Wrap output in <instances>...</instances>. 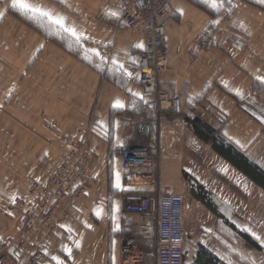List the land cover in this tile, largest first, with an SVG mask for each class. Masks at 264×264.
Masks as SVG:
<instances>
[{"label":"crops","instance_id":"0c3cea01","mask_svg":"<svg viewBox=\"0 0 264 264\" xmlns=\"http://www.w3.org/2000/svg\"><path fill=\"white\" fill-rule=\"evenodd\" d=\"M215 1L166 0L170 11L158 18L166 25L169 55V68L160 74L159 86L183 102L182 114L174 115L145 107L147 97L138 82V59L145 39L138 27L123 26L121 13L128 0H22L50 13L51 19L39 13L25 14L12 7V0H0V238L11 227L7 203L23 195L31 181H41L49 174L73 141L83 142L90 153L87 164L92 184L71 202L58 229L42 239L40 264H55L52 256L65 264H156L155 225L139 231L137 216L120 212L119 195L182 191L190 157L186 127L193 119L218 128L264 171V138L259 134L264 108H259L260 114L252 112L257 107L251 86L257 71L250 65L255 66L258 54L256 17L241 13L254 14L256 9L247 1L258 0H234L232 39L221 41L215 35L212 44L198 45L217 17H210L196 4L207 7ZM108 11L119 15H106ZM59 36L77 43L84 53L104 54L105 61L112 62L113 53H118L121 61L117 65L132 75H126L122 84L105 78ZM139 42L143 48L134 47ZM242 70L251 74L252 81L241 82L246 77ZM239 98L253 104L242 107ZM116 100L124 107H115ZM123 121L128 123L126 131ZM144 121L151 124L147 142L158 166V179L152 184H133L122 167L120 148L125 134L140 130ZM241 175L248 196L254 188L263 191ZM251 214L249 209L250 220ZM245 224L241 227L250 228ZM126 236L136 237L143 256L122 251L120 242ZM65 245L72 248L70 257L62 252Z\"/></svg>","mask_w":264,"mask_h":264},{"label":"rangeland","instance_id":"374dc122","mask_svg":"<svg viewBox=\"0 0 264 264\" xmlns=\"http://www.w3.org/2000/svg\"><path fill=\"white\" fill-rule=\"evenodd\" d=\"M233 2L234 0H218L214 2L216 4L213 3L207 7L196 4L198 8L210 15V17H217L215 19L216 22L209 24L204 30L198 40V45L207 46L212 44L215 35L221 41H223V38L227 40L232 39L234 28L230 22V18L234 9ZM247 3L253 6L256 12L254 14L252 12L251 14L247 12L241 13L244 17H256L254 22L257 30L256 45L258 50L256 63H253L255 66L250 65L256 68L257 76L264 78V4L257 2L253 3V5L248 1ZM125 5L121 13V17L123 18L132 13L130 9L133 7L130 2ZM167 11H170V7L165 12ZM158 18L157 22L161 23ZM164 26L166 29L165 24ZM138 29H140L146 42L143 31L139 27ZM131 34L132 32L129 30L128 37ZM59 37L67 48L74 51L82 59L89 61L105 78L118 84H122L126 79L125 73L119 67L113 65L109 60H104V54L84 53L77 43L63 36ZM118 56L119 54L114 52L112 60L115 59L117 62H120L121 59ZM101 57H103V61ZM110 57L111 54H108L107 58ZM133 67L134 64H132ZM168 68L169 55L168 66L162 69L160 74ZM241 72L242 75L245 74L247 77L241 80L242 83L252 81L251 74L247 70H242ZM160 74L156 76V87L162 89L159 86ZM251 84L252 89L255 91V106L257 105L256 109H253L252 112L260 114L259 108H264V84L256 78H254V82H251ZM163 90L168 92L165 89ZM252 100L253 98H251ZM238 102L242 107L253 104V102H246V100H241L240 98ZM201 121L199 118L193 119L188 122V126L186 127V144L190 148L188 150L190 157H188L186 171L184 170V185L182 191L179 192L184 197L186 203L183 264H196V259L202 249L207 250L211 254V264H264V244L261 243V240H264V190L261 187L263 191L255 190L254 188L251 197L247 195V186L243 182L241 173L228 161L219 156L212 148V141L207 139L208 135H211V132L221 135L219 129L207 126V124ZM124 131L126 130L124 129ZM259 134L264 138V125L260 128ZM78 142L80 141H76L75 145L81 144V146L76 151L73 149L66 152L59 164L39 181L43 185H33V189L44 193L48 197V202L45 204V209H49L46 215L49 218L47 224H42L39 219L43 215L40 211H34L28 220V224H25V213L23 211L26 206L24 205V200L31 191L30 188L32 187L30 185L33 181L37 180L31 181L23 195H16L5 206L6 215L11 222V227L0 238V241L8 239V241L10 240L16 244L9 245L6 251L3 249V254H0V256L4 257V260L0 264H23V255H20V251H23L24 246L29 251L32 245L31 242H39V247L44 257L41 236L44 234L45 237L52 235L53 233L47 231L50 223L53 220L62 221L66 218L69 214L68 208L71 202L82 195V193H79V190H76L72 195L52 204V200L58 195L61 187L63 185L69 186V176L77 173L75 171L76 158L79 154H81L80 158H82L84 150H86L85 144ZM80 168L82 169L81 175L87 176L89 179L88 164L84 163ZM91 184V179L86 181L84 185L85 189L89 188ZM249 209L252 212L251 220L248 217ZM249 221L251 222L249 223ZM244 223L250 226V228L241 227ZM245 229H248V231H245ZM252 233H255L261 240L255 239ZM243 234L251 236L252 239L257 241L260 248L258 249L251 246L252 244H248L242 238Z\"/></svg>","mask_w":264,"mask_h":264},{"label":"built area","instance_id":"2783aa9c","mask_svg":"<svg viewBox=\"0 0 264 264\" xmlns=\"http://www.w3.org/2000/svg\"><path fill=\"white\" fill-rule=\"evenodd\" d=\"M128 2L133 6V11L123 18V25L127 28L134 26L141 28L146 38L145 49L138 59V82L147 97L145 107L158 113L180 115L183 112L182 99L156 87V76L168 66V52L164 42L166 29L164 24L157 22V18L168 9L166 0H128ZM122 124L123 129L127 130L128 123L123 121ZM150 133L151 124L149 121H144L140 130L135 128L125 134V140L120 148V158L130 183L152 184L157 182L158 166L150 155V145L147 142ZM75 143L76 141L72 143L70 150L76 151L81 146V144L76 146ZM80 155L76 158L77 164L75 163L77 173L69 176V186L63 185L61 187L58 195L52 200V204L72 195L76 190H79L80 194L85 191L84 185L91 178L89 176L88 179L87 176L81 175L82 169L80 167L84 163H88L90 153L84 150L82 158ZM35 184L43 185L39 181H33L30 185L31 191L24 200L26 206L23 211L25 224H28V220L34 211H40L44 216H40L39 219L42 224H47L49 218L46 215L49 209H45V204L48 202V197L33 189ZM119 210L124 215L137 216V229L139 231H148L155 225L157 238L153 257L156 264H183L186 203L180 193L172 191L122 193L119 195ZM61 223L62 221L53 220L47 231L54 233ZM44 237L45 234L41 236V240ZM31 243L29 251L26 246L23 247V251H20V255H23V264H40L44 257L39 242ZM15 244L8 239L0 241V254H3V249L6 251L9 245ZM120 246L125 253L134 252L138 256L144 255V252L138 249L137 239L134 236L122 238ZM3 260L4 257L0 256V262Z\"/></svg>","mask_w":264,"mask_h":264},{"label":"trees","instance_id":"16d2710c","mask_svg":"<svg viewBox=\"0 0 264 264\" xmlns=\"http://www.w3.org/2000/svg\"><path fill=\"white\" fill-rule=\"evenodd\" d=\"M210 134L211 135H208L207 139L212 141L213 150L264 190V171L258 165L249 161L243 152L238 150L233 144L224 139V137L216 134L215 132H211ZM242 238L248 244H252L251 246L258 249L260 248V245L257 243V241L248 235L243 234ZM211 258V254L207 250L202 249L199 252L198 258L196 259V264H211Z\"/></svg>","mask_w":264,"mask_h":264},{"label":"snow or ice","instance_id":"6c2138e0","mask_svg":"<svg viewBox=\"0 0 264 264\" xmlns=\"http://www.w3.org/2000/svg\"><path fill=\"white\" fill-rule=\"evenodd\" d=\"M258 2L261 3V4H264V0H258ZM12 7H13V8H18V9L24 11L25 14H27V13H29V12L32 13V14H37V13H39V14L42 15V16H47L49 19L52 18L50 13L45 12V11H43L42 9H40V8H38V7H36V6H33V5H31V4L23 3L22 0H12ZM0 15H2V13H0ZM106 15L116 17V16L119 15V13L116 12V11H108V12L106 13ZM55 22H56L57 24H61V25H62V21H61L60 19H57ZM241 27H243V26L241 25ZM65 31H69V29H65ZM71 31L73 32V35H76V32H75L74 29L71 30ZM134 47H136V48H143L144 45H143L142 42H139V43L135 44ZM93 52H95L94 49H93ZM96 54L99 55L98 53H96ZM101 60L103 61V57H101ZM133 63H134V61H133ZM112 64H113V65H116V66L119 67L122 71H124V66H123V65H117V61H116L115 59L112 60ZM125 75H127V76H131L132 73H131V72H127V71H125ZM256 79L259 80L262 84H264V78H262V77H260V76H257ZM132 95H133V96H137V95H139V94H138V93H132ZM114 106H115V107H118V108H122V107H124V104H123L120 100H116L115 103H114ZM117 179H118V177H117ZM115 186H116V187H119V184L117 183ZM113 211H114V212L116 211V208H115V207L113 208ZM100 214H101V213H100V210H97V211H96V215L99 216ZM113 219H115V216H113ZM61 227H62V228H66V226H64V225H61ZM66 230H67V231H71L70 229H67V228H66ZM245 231H248V229H245ZM252 235L254 236L255 239H257V240H261V238L258 237V236H256L255 233H252ZM69 239H71L70 236H69ZM261 243L264 244V240H261ZM75 247H77V248L80 247V243H79V241H76V242H75ZM62 252H63V254H64L66 257H70V256H71V253H72V248H71V247H68L67 245H65V246H63V248H62ZM51 260L54 261L55 264H65V260L61 259V258L58 257V256H52V257H51Z\"/></svg>","mask_w":264,"mask_h":264}]
</instances>
